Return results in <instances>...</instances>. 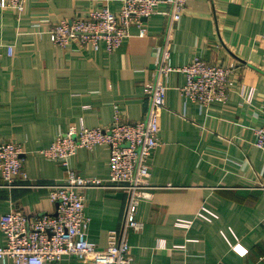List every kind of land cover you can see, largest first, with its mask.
<instances>
[{
    "label": "crops",
    "instance_id": "obj_1",
    "mask_svg": "<svg viewBox=\"0 0 264 264\" xmlns=\"http://www.w3.org/2000/svg\"><path fill=\"white\" fill-rule=\"evenodd\" d=\"M106 3L116 11L121 0H25L23 9H0V139L22 145L28 179L5 186L0 178V216L20 211L30 216L52 213L54 204L44 184L64 176L62 165L41 153L72 124L111 123L115 109L124 120L144 117L156 78L155 60L163 42L168 6L136 25L110 52L72 44L59 47L46 32L63 17L80 15ZM262 0H187L175 24L169 63L182 66L195 56L234 65L225 103L208 107L178 92L185 73L171 71L165 107L160 115L159 145L149 157V181L172 185L139 201V231H129L130 264H264V152L249 145L254 128L264 120V9ZM12 47L11 54L7 46ZM253 87L251 101L240 89ZM108 148H78L69 167L83 177L108 175ZM125 193L116 188L89 187L84 211L86 237L97 248L106 233L119 227ZM215 213L206 220L197 212ZM178 218L189 226L176 225ZM5 238L0 230V245ZM160 244V245H159ZM231 244L244 250L240 255ZM54 264H93L66 256Z\"/></svg>",
    "mask_w": 264,
    "mask_h": 264
},
{
    "label": "built area",
    "instance_id": "obj_2",
    "mask_svg": "<svg viewBox=\"0 0 264 264\" xmlns=\"http://www.w3.org/2000/svg\"><path fill=\"white\" fill-rule=\"evenodd\" d=\"M24 1L0 0V9L11 8L19 13ZM160 3L168 6L161 11L166 15V27L155 60L156 78L147 88L149 101L144 117L135 121L124 120L115 109L111 123L96 126L72 124L41 149L45 157L59 162L64 169L61 179L44 184L48 190L47 196L55 206L54 211L37 216L20 211L3 213L0 216V230L5 243L0 245V264H54L66 256H75L80 261L90 260L93 264H130L127 235L129 231H139L142 227V222L136 216L139 201L151 198L155 189L172 187L169 184L154 185L148 179L149 157L160 143L159 122L167 89L164 78L173 70L183 71L185 82L177 88L178 92L184 99L208 107L214 102H226L233 82L231 74L234 65L209 62L199 56L178 67L169 63L173 29L187 0H121L116 11L102 3L80 15L54 21L46 28L56 46L76 44L96 50L102 41L105 50L110 52L129 35V25H136L138 34L143 35L146 18L157 11ZM261 7L264 9V0ZM261 37L264 39V33ZM11 51L12 47L8 45L7 52L11 54ZM253 93V87L242 86L240 89V95L246 101L252 100ZM253 134L249 145L264 152V120L254 128ZM97 144H104L108 148L107 177H83L69 167V157L78 148L92 150ZM23 152L20 143L0 139L2 185L40 186L16 181L28 179L23 168ZM89 187L116 188L125 193L120 225L107 230L106 245L101 249L86 237L89 218L84 211V199ZM197 215L210 220L215 213L201 206ZM190 221L178 218L175 224L189 226ZM230 246L240 255L244 254V250L237 245Z\"/></svg>",
    "mask_w": 264,
    "mask_h": 264
}]
</instances>
